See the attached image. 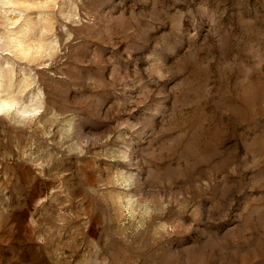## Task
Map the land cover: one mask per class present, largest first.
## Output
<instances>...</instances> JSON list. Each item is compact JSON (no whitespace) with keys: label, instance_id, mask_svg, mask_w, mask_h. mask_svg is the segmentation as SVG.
I'll list each match as a JSON object with an SVG mask.
<instances>
[{"label":"rangeland","instance_id":"374dc122","mask_svg":"<svg viewBox=\"0 0 264 264\" xmlns=\"http://www.w3.org/2000/svg\"><path fill=\"white\" fill-rule=\"evenodd\" d=\"M8 94L0 264H264V0H0Z\"/></svg>","mask_w":264,"mask_h":264},{"label":"bare ground","instance_id":"6f19581e","mask_svg":"<svg viewBox=\"0 0 264 264\" xmlns=\"http://www.w3.org/2000/svg\"><path fill=\"white\" fill-rule=\"evenodd\" d=\"M10 1V0H8ZM8 39L7 44L11 47V49H15L16 52L21 56H26L29 53H38L45 49H50L51 46H44L41 42L34 43L31 46H26L24 41L18 37H10L9 35L6 36ZM28 41V40H27ZM45 53V52H44ZM29 57H31L29 55ZM30 82V81H29ZM38 94H35L36 97ZM15 104H18V99L10 94L0 97V111L7 112L11 109V107ZM40 108V102L34 101L33 99H30L25 105L20 106L18 108V113L23 115L25 113L34 112L35 110Z\"/></svg>","mask_w":264,"mask_h":264},{"label":"clouds","instance_id":"9594fccd","mask_svg":"<svg viewBox=\"0 0 264 264\" xmlns=\"http://www.w3.org/2000/svg\"><path fill=\"white\" fill-rule=\"evenodd\" d=\"M175 39L176 37L171 38V42L175 43ZM157 48L159 50V54L161 57V63L164 62V58L168 57V56H174L175 53V49H173L172 51H169L167 46L163 43L157 44ZM160 78L163 79L164 78V74H160ZM152 114L150 113H145L146 117H151ZM199 218V214H197V216H195L193 219H198Z\"/></svg>","mask_w":264,"mask_h":264}]
</instances>
